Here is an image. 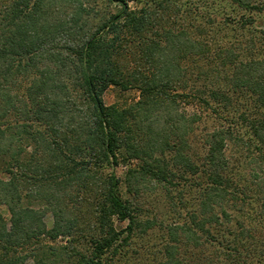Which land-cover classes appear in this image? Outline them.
Returning a JSON list of instances; mask_svg holds the SVG:
<instances>
[{
	"label": "trees",
	"instance_id": "16d2710c",
	"mask_svg": "<svg viewBox=\"0 0 264 264\" xmlns=\"http://www.w3.org/2000/svg\"><path fill=\"white\" fill-rule=\"evenodd\" d=\"M214 1L108 0L121 8L92 24L83 0H0V264H136L154 227L155 264H264V29ZM59 2L75 11L50 22ZM112 86L140 99L108 105ZM149 181L172 222L122 192Z\"/></svg>",
	"mask_w": 264,
	"mask_h": 264
},
{
	"label": "rangeland",
	"instance_id": "374dc122",
	"mask_svg": "<svg viewBox=\"0 0 264 264\" xmlns=\"http://www.w3.org/2000/svg\"><path fill=\"white\" fill-rule=\"evenodd\" d=\"M84 6L86 8L91 9L92 14L90 17V22L92 24L97 23L98 20L104 16H108V13L110 12H117L121 5L119 3L110 4L108 0H83ZM145 0H127L128 5L131 9H136L142 6L144 4ZM197 1V0H195ZM260 1V3H264V0H255ZM214 5H210V9L215 10H228L230 15L232 17H239L241 14H246L247 16H253L255 19V25L253 26V29L256 31L254 33H258L259 29H264V11L263 12H257V11H247L245 9H242L237 4H230L228 2H224L221 0L214 1ZM63 4H66L65 7H62ZM69 3L63 2L62 5H60V2L55 6L51 7L50 12H54L57 15V18L59 21H66L69 20L70 15L75 11V8L71 5H67ZM55 7V11H53ZM55 14L47 15L46 18H50V22L54 20ZM83 19H87L86 13L83 15ZM250 34V33H248ZM232 35V34H230ZM229 35V37H230ZM140 99V93L139 91L133 89V90H121L116 87H110L104 94V100L106 104L112 105V104H118L120 106H126L133 104L134 102H137ZM179 111L186 112L187 114L192 115L194 112L200 111V106L198 105V101L195 100L194 97L188 96L182 99H179L178 104ZM197 124H195V128H197ZM200 135V130H196L194 133H192V147H193V156L196 159V154L199 152L200 144L198 142V138ZM162 157V156H160ZM193 158V159H194ZM133 164L137 161H134ZM127 167L121 166L117 169V173L119 175H124ZM110 171V169H106L105 173ZM129 185H124L122 192L127 198H131L132 201H136V205L140 209V216L145 219H151L156 220L158 224H168L169 222H172L174 220L173 211L168 204V198L165 195V189H163L161 186L158 187L156 183H153L152 181H149V185L146 189L141 188V191L137 195H133L129 191ZM85 221H89L90 215L89 212H86ZM47 223L48 226L51 227L53 224V219L51 214L47 216ZM125 224V223H124ZM157 224V225H158ZM155 229L149 230L147 233H138L134 237V247L138 250L144 249L146 252H151L150 254L146 255L143 253L133 254L131 255L135 260L138 261L136 264H155L156 258L158 260L163 259V244L164 239L162 238V233H160L161 229L157 230L159 227H154ZM70 238L68 237H59L54 243L56 244H66L68 243ZM149 250V251H147ZM137 252V251H136ZM131 253H129L130 255ZM131 257V258H132ZM116 264H126L125 258H119V261Z\"/></svg>",
	"mask_w": 264,
	"mask_h": 264
}]
</instances>
